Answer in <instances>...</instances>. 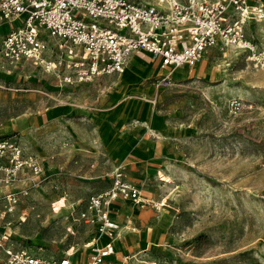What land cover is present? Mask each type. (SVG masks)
Masks as SVG:
<instances>
[{
  "label": "rangeland",
  "instance_id": "rangeland-1",
  "mask_svg": "<svg viewBox=\"0 0 264 264\" xmlns=\"http://www.w3.org/2000/svg\"><path fill=\"white\" fill-rule=\"evenodd\" d=\"M245 33L264 47L263 18ZM168 69L176 84L155 91L162 70L145 52L130 54L120 72L70 81L72 69L0 56V138L42 167L39 185L0 218L14 245L43 256L72 247L82 264L95 232L72 218L121 165L124 179L158 205L113 203L117 260L264 264V67L215 45L194 65ZM232 97L243 101L235 112Z\"/></svg>",
  "mask_w": 264,
  "mask_h": 264
},
{
  "label": "built area",
  "instance_id": "built-area-1",
  "mask_svg": "<svg viewBox=\"0 0 264 264\" xmlns=\"http://www.w3.org/2000/svg\"><path fill=\"white\" fill-rule=\"evenodd\" d=\"M262 18L264 0H0V20L8 25L0 36V56L46 70L72 69L68 81L120 72L129 55L139 51L157 58L162 69L192 66L215 45L238 49L255 67H264V47L258 48L245 33L249 21ZM175 84L169 69L151 80L156 91ZM149 101L155 103L156 95ZM229 105L235 112L243 101L232 97ZM111 174V185L91 193L84 206L74 210L72 219L95 232L83 244L82 264H135L134 254L112 258L122 231L112 217V205L124 199L138 206L158 205L124 179L121 165ZM41 175L36 157L23 154L15 141L0 138V218L19 206ZM0 234V264L75 263L72 247L59 256H43Z\"/></svg>",
  "mask_w": 264,
  "mask_h": 264
},
{
  "label": "crops",
  "instance_id": "crops-1",
  "mask_svg": "<svg viewBox=\"0 0 264 264\" xmlns=\"http://www.w3.org/2000/svg\"><path fill=\"white\" fill-rule=\"evenodd\" d=\"M4 23V22H3ZM6 26H5V30H4V32H6L7 30H8V25L6 24V23H4ZM3 32V33H4ZM139 52H144V51H139ZM135 53V52H134ZM137 53V52H136ZM145 53H147V52H145ZM158 60V59H157ZM30 63V62H29ZM186 66V65H185ZM158 67L160 68V66H159V60H158ZM162 71L160 72V73H158L157 75H159V74H163V73H166L167 71H168V68H164V69H162V68H160ZM157 75H155V76H157ZM154 76V77H155ZM174 77V76H173ZM174 79H175V77H174ZM175 81H176V79H175ZM153 87V86H152ZM155 90V89H154ZM162 90V89H161ZM156 91V90H155ZM153 95H151V97H152ZM104 190V189H103ZM101 191V190H100ZM95 193V192H94ZM131 223H133L132 221H129L128 222V224H131ZM116 247H117V241L115 240V252H114V254H113V256H112V258H114V259H116L117 260V258H116ZM119 260V259H118Z\"/></svg>",
  "mask_w": 264,
  "mask_h": 264
},
{
  "label": "bare ground",
  "instance_id": "bare-ground-1",
  "mask_svg": "<svg viewBox=\"0 0 264 264\" xmlns=\"http://www.w3.org/2000/svg\"><path fill=\"white\" fill-rule=\"evenodd\" d=\"M264 19V18H263ZM260 20H262V19H260ZM4 27H5V25L4 24H0V30H3L4 29ZM137 55V54H136ZM137 57V56H136ZM140 57V56H139ZM143 62V61H142ZM147 62V61H146ZM153 62V61H152ZM46 66H50V64H47ZM202 68V67H201ZM47 69L49 70L50 68L49 67H47ZM195 73V72H194ZM21 221L22 222H25L26 221V218L25 217H22L21 218ZM131 235V234H130ZM129 238H130V236H129Z\"/></svg>",
  "mask_w": 264,
  "mask_h": 264
}]
</instances>
